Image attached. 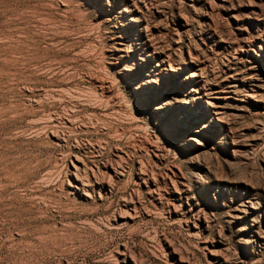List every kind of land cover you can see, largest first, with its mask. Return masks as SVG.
Instances as JSON below:
<instances>
[{
  "label": "rangeland",
  "instance_id": "obj_1",
  "mask_svg": "<svg viewBox=\"0 0 264 264\" xmlns=\"http://www.w3.org/2000/svg\"><path fill=\"white\" fill-rule=\"evenodd\" d=\"M0 264H264V0H0Z\"/></svg>",
  "mask_w": 264,
  "mask_h": 264
}]
</instances>
